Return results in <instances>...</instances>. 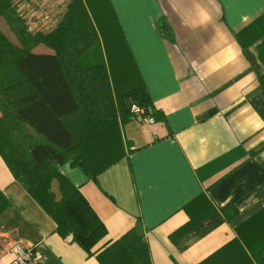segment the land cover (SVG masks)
Returning <instances> with one entry per match:
<instances>
[{"label": "crops", "instance_id": "0c3cea01", "mask_svg": "<svg viewBox=\"0 0 264 264\" xmlns=\"http://www.w3.org/2000/svg\"><path fill=\"white\" fill-rule=\"evenodd\" d=\"M109 2L158 114L154 124L121 122L125 155L94 178L59 166L105 226L93 250L135 229L151 264H257L240 236L264 237L255 219L264 210V36L245 46L237 36L264 15V0ZM0 193V264H11L14 243L36 248L40 264H101L57 232L1 156ZM233 240L248 258L232 248L208 261Z\"/></svg>", "mask_w": 264, "mask_h": 264}, {"label": "trees", "instance_id": "16d2710c", "mask_svg": "<svg viewBox=\"0 0 264 264\" xmlns=\"http://www.w3.org/2000/svg\"><path fill=\"white\" fill-rule=\"evenodd\" d=\"M11 2L0 0V156L57 232L71 234L101 264H151L147 242L135 229L93 250L105 226L59 170L70 161L94 178L125 155L120 123L129 119V105L158 114L109 0H71L58 27L44 34L29 32ZM261 36L264 15L237 39L245 46ZM257 52L264 64V39ZM260 83L264 90V74ZM5 205L0 193V212ZM255 219L264 221V210ZM256 223L245 225L253 230ZM240 238L264 264V237ZM240 241L208 261L227 259L232 248L248 258Z\"/></svg>", "mask_w": 264, "mask_h": 264}, {"label": "built area", "instance_id": "2783aa9c", "mask_svg": "<svg viewBox=\"0 0 264 264\" xmlns=\"http://www.w3.org/2000/svg\"><path fill=\"white\" fill-rule=\"evenodd\" d=\"M70 2L71 0H12L11 4L29 32L44 34L58 26ZM129 110V119L154 124V118L138 104L131 103ZM65 239L73 241L71 234L66 235ZM9 251L13 254L11 264H40L41 254L36 248L14 243Z\"/></svg>", "mask_w": 264, "mask_h": 264}]
</instances>
